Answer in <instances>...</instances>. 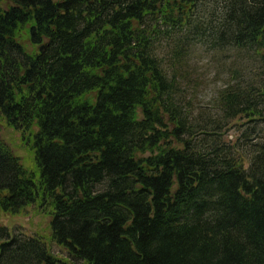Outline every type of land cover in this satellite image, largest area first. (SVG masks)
<instances>
[{
	"label": "trees",
	"instance_id": "trees-1",
	"mask_svg": "<svg viewBox=\"0 0 264 264\" xmlns=\"http://www.w3.org/2000/svg\"><path fill=\"white\" fill-rule=\"evenodd\" d=\"M200 52L241 57L216 118L179 93ZM0 118L40 171L0 136V209L74 262L264 264V0H0ZM0 264L65 263L0 226Z\"/></svg>",
	"mask_w": 264,
	"mask_h": 264
},
{
	"label": "rangeland",
	"instance_id": "rangeland-1",
	"mask_svg": "<svg viewBox=\"0 0 264 264\" xmlns=\"http://www.w3.org/2000/svg\"><path fill=\"white\" fill-rule=\"evenodd\" d=\"M25 33H23V43L26 50L30 52L32 47ZM233 56L240 57L237 53H231L226 61H219L211 54L200 52L190 65L192 74L187 75V79L182 82L179 93H181V98L189 101L192 105L195 119L202 116L201 114L205 115L206 119L219 116L220 92L230 80V74L225 70V67L230 64ZM250 127L249 124L242 128L234 127L230 129L227 137L229 140H234L237 131L241 136L242 132ZM0 136L14 155L21 160L23 167L29 172H37V176H39L40 171L28 140L29 135L27 134L26 138L28 137V139H25L21 131L7 126L6 121L0 118ZM251 141L249 140V142ZM256 142L259 141L256 140ZM0 226L8 228L12 234L23 233L28 237H42L50 246L52 253L63 260L65 264H84L83 262H74L62 247L51 242V215L38 212L35 205L29 206L17 214L6 213L0 209Z\"/></svg>",
	"mask_w": 264,
	"mask_h": 264
}]
</instances>
